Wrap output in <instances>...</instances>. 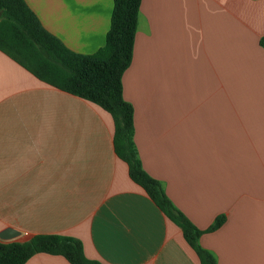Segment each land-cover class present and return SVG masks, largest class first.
I'll list each match as a JSON object with an SVG mask.
<instances>
[{"label":"crops","instance_id":"1","mask_svg":"<svg viewBox=\"0 0 264 264\" xmlns=\"http://www.w3.org/2000/svg\"><path fill=\"white\" fill-rule=\"evenodd\" d=\"M24 1L71 51L104 45L113 0ZM122 96L142 168L172 204L202 231L224 216L200 246L216 264H264V0H141ZM5 228L75 238L103 264H200L116 156L111 116L0 51Z\"/></svg>","mask_w":264,"mask_h":264},{"label":"trees","instance_id":"2","mask_svg":"<svg viewBox=\"0 0 264 264\" xmlns=\"http://www.w3.org/2000/svg\"><path fill=\"white\" fill-rule=\"evenodd\" d=\"M141 0H113L110 26L102 47L91 54L68 49L48 32L24 0H0V51L39 81L90 102L113 121V149L126 163L130 179L139 185L174 223L200 264H216L199 244L203 232H212L224 216L202 231L166 196L161 183L142 168L133 143V108L122 96V76L132 59ZM38 253L62 256L69 264H103L88 259L79 240L58 234H38L27 240H0V264H24Z\"/></svg>","mask_w":264,"mask_h":264},{"label":"water","instance_id":"3","mask_svg":"<svg viewBox=\"0 0 264 264\" xmlns=\"http://www.w3.org/2000/svg\"><path fill=\"white\" fill-rule=\"evenodd\" d=\"M21 235V233L12 228H5L0 232V240L1 241H10L15 240Z\"/></svg>","mask_w":264,"mask_h":264},{"label":"rangeland","instance_id":"4","mask_svg":"<svg viewBox=\"0 0 264 264\" xmlns=\"http://www.w3.org/2000/svg\"><path fill=\"white\" fill-rule=\"evenodd\" d=\"M16 240H20V241H21V240H22V238H17Z\"/></svg>","mask_w":264,"mask_h":264}]
</instances>
